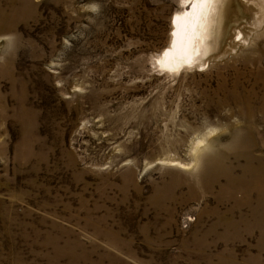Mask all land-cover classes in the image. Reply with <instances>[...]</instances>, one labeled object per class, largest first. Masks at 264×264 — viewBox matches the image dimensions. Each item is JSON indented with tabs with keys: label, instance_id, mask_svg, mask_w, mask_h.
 Returning <instances> with one entry per match:
<instances>
[{
	"label": "rangeland",
	"instance_id": "374dc122",
	"mask_svg": "<svg viewBox=\"0 0 264 264\" xmlns=\"http://www.w3.org/2000/svg\"><path fill=\"white\" fill-rule=\"evenodd\" d=\"M183 2L0 0V264H264V0Z\"/></svg>",
	"mask_w": 264,
	"mask_h": 264
},
{
	"label": "bare ground",
	"instance_id": "6f19581e",
	"mask_svg": "<svg viewBox=\"0 0 264 264\" xmlns=\"http://www.w3.org/2000/svg\"><path fill=\"white\" fill-rule=\"evenodd\" d=\"M214 3L215 0L205 4H194L193 0H187L180 5L181 10L171 19L169 45L156 58L159 67L178 71L189 64H202L205 48L209 45L207 41L214 30L216 17L213 12ZM237 33L239 34V30ZM223 41L230 48L237 46L235 44L237 40L231 37ZM255 180L258 182L256 177Z\"/></svg>",
	"mask_w": 264,
	"mask_h": 264
},
{
	"label": "snow or ice",
	"instance_id": "6c2138e0",
	"mask_svg": "<svg viewBox=\"0 0 264 264\" xmlns=\"http://www.w3.org/2000/svg\"><path fill=\"white\" fill-rule=\"evenodd\" d=\"M185 2H187V0H185ZM211 0H193V3L196 4V3H199V4H205V3H210ZM174 22H175V19H174Z\"/></svg>",
	"mask_w": 264,
	"mask_h": 264
}]
</instances>
